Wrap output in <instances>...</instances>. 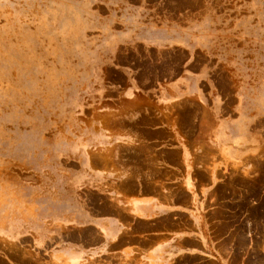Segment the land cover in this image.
Returning a JSON list of instances; mask_svg holds the SVG:
<instances>
[{"label":"crops","instance_id":"obj_1","mask_svg":"<svg viewBox=\"0 0 264 264\" xmlns=\"http://www.w3.org/2000/svg\"><path fill=\"white\" fill-rule=\"evenodd\" d=\"M164 1H54L70 15L65 42L101 67L105 121L63 150L60 161L77 164H61L64 191L43 198L38 220L0 237L30 236L67 264H221L194 195L212 189L222 159L250 147L230 78L207 56L204 17L173 15Z\"/></svg>","mask_w":264,"mask_h":264},{"label":"rangeland","instance_id":"obj_2","mask_svg":"<svg viewBox=\"0 0 264 264\" xmlns=\"http://www.w3.org/2000/svg\"><path fill=\"white\" fill-rule=\"evenodd\" d=\"M54 1L0 0V232L38 220L43 198L64 191L61 164L74 169L77 164L62 163L63 150L105 121L98 93L101 67L90 64L86 50L65 42L70 15L56 12ZM161 4L173 15L204 17L207 56L223 80L230 78V104L243 119L237 131L250 147L232 160L222 159L212 189L194 195L203 202V224L216 251L212 256L221 264H264V0ZM17 236L0 237V264H67L39 249L32 237Z\"/></svg>","mask_w":264,"mask_h":264}]
</instances>
